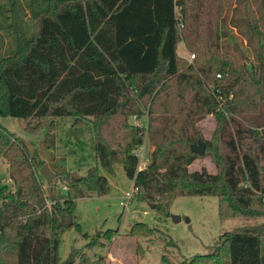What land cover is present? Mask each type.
Returning <instances> with one entry per match:
<instances>
[{"label":"trees","instance_id":"trees-1","mask_svg":"<svg viewBox=\"0 0 264 264\" xmlns=\"http://www.w3.org/2000/svg\"><path fill=\"white\" fill-rule=\"evenodd\" d=\"M43 1L45 9L32 13L29 38L8 12V33L17 46L0 56V162L9 182L0 188V264H102L85 253L97 246L95 237L65 260L58 256L63 234L80 232L75 202L109 191L99 167L113 175L121 165L133 180L135 199L163 217H170L177 197L206 196L218 198L222 219H264V58L239 67L225 52L226 0ZM239 3L261 53L251 2ZM180 43L195 56L192 63L178 55ZM144 114L149 127L161 126L139 169L135 151L143 135L131 120ZM207 117L216 123L210 140L196 127ZM5 118L21 120L30 135L53 132L58 118H72L76 128L90 123L96 165L78 179L50 168L56 178L46 197L37 173L43 161L34 162L25 143L2 124ZM199 140L207 144L204 156L191 150ZM203 157L212 159L215 175L190 171ZM60 182L67 188L62 195L55 191ZM149 234L142 223L129 231ZM192 264H264V223L224 235Z\"/></svg>","mask_w":264,"mask_h":264},{"label":"rangeland","instance_id":"rangeland-1","mask_svg":"<svg viewBox=\"0 0 264 264\" xmlns=\"http://www.w3.org/2000/svg\"><path fill=\"white\" fill-rule=\"evenodd\" d=\"M250 2L252 19L260 30L259 39L263 46L261 53L257 39L252 37L249 30L245 10L239 0H226L227 13L221 26L222 46L239 67L244 63L249 67L257 64L260 55L264 58V4L262 0ZM44 9L43 0H0L1 57L13 54L17 46V38L8 33V12H11V18L21 34L29 38L34 30L32 13ZM177 53L190 61L192 54L186 51L182 43L178 44ZM135 119L137 125H134L139 127L143 135V143L135 151L139 160L138 167L142 169L147 165L149 155L159 139L155 130L161 125L154 123L149 127L147 114ZM1 122L25 143L35 163L43 161L52 170L61 168L79 177L85 176L87 170L96 165L90 123L85 122L82 127L76 128L72 126V118H58L53 132L41 131L37 135H30L24 131L21 120L5 118ZM196 127L204 140H210L216 128L215 119L207 117L197 123ZM6 169V163L0 162V188L9 183ZM203 169L213 175L217 173L210 157L198 158L190 166L192 172ZM99 174L106 178L109 191L102 197L82 198L75 202L74 217L80 232L71 229L63 234L58 247V256L62 261L72 249H82L95 237L98 239L97 246L85 253L91 260L102 259V264H164L163 258L167 264H192L196 255L211 254L221 244L224 235L264 223L262 218L222 219L218 211V198L206 196L177 197L169 207L170 217H163L152 205L135 199L133 180L126 176L121 165L114 167L113 175L99 167ZM64 186L66 184L57 183L55 191L59 195L64 194ZM41 187L48 197L49 186L42 177ZM171 216H179L180 222L174 223ZM185 219L190 220V223H186ZM136 223L145 224L150 234L130 236V228Z\"/></svg>","mask_w":264,"mask_h":264},{"label":"water","instance_id":"water-1","mask_svg":"<svg viewBox=\"0 0 264 264\" xmlns=\"http://www.w3.org/2000/svg\"><path fill=\"white\" fill-rule=\"evenodd\" d=\"M206 149H207V144L203 140H199L197 144L191 145V150L193 153L199 155V156H204L206 154ZM39 175L42 177V179L46 182V184L49 186L47 188V195L50 197L52 195V187L51 183L53 180L56 178V174L51 171L49 166L47 164H44L40 167L39 169ZM71 177L74 179H78V177L72 173ZM153 209H155V206H151ZM171 219L174 223H179L181 218L179 216H171ZM186 223H190V220L185 219Z\"/></svg>","mask_w":264,"mask_h":264},{"label":"built area","instance_id":"built-area-1","mask_svg":"<svg viewBox=\"0 0 264 264\" xmlns=\"http://www.w3.org/2000/svg\"><path fill=\"white\" fill-rule=\"evenodd\" d=\"M194 59H195V56L194 55H191L190 61L192 62ZM217 78L220 79L221 78V75H218ZM133 124L137 125L136 119L134 117H133ZM136 156H137V153H136ZM66 189L67 188L64 186L63 187V190L66 191ZM136 192H137V190L134 189V193H136ZM129 200H130V196L127 197V201H129Z\"/></svg>","mask_w":264,"mask_h":264}]
</instances>
